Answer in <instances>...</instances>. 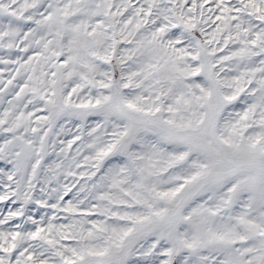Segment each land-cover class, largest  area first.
I'll use <instances>...</instances> for the list:
<instances>
[{
	"label": "snow or ice",
	"instance_id": "1",
	"mask_svg": "<svg viewBox=\"0 0 264 264\" xmlns=\"http://www.w3.org/2000/svg\"><path fill=\"white\" fill-rule=\"evenodd\" d=\"M0 264H264V0H0Z\"/></svg>",
	"mask_w": 264,
	"mask_h": 264
}]
</instances>
